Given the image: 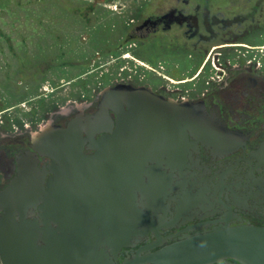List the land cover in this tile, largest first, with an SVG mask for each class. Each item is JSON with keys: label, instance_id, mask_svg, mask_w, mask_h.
Returning <instances> with one entry per match:
<instances>
[{"label": "flooded vegetation", "instance_id": "flooded-vegetation-1", "mask_svg": "<svg viewBox=\"0 0 264 264\" xmlns=\"http://www.w3.org/2000/svg\"><path fill=\"white\" fill-rule=\"evenodd\" d=\"M71 10L112 62L50 59L83 70L76 95L0 116V264H160L185 236L264 226V0Z\"/></svg>", "mask_w": 264, "mask_h": 264}, {"label": "rangeland", "instance_id": "rangeland-1", "mask_svg": "<svg viewBox=\"0 0 264 264\" xmlns=\"http://www.w3.org/2000/svg\"><path fill=\"white\" fill-rule=\"evenodd\" d=\"M79 5L80 0H0V116L22 118L29 125L31 115L26 114L31 108L36 110L38 101L48 107L76 95L81 78L76 77L83 70L63 65V70L55 71L47 67L50 59L55 64V58L64 54L63 64L88 65L87 69L111 64L110 56L95 55V45L107 32L89 29L96 26L94 20L88 28L82 27L80 21L75 22L74 10L68 11ZM37 44L44 54L40 59L34 56Z\"/></svg>", "mask_w": 264, "mask_h": 264}, {"label": "water", "instance_id": "water-1", "mask_svg": "<svg viewBox=\"0 0 264 264\" xmlns=\"http://www.w3.org/2000/svg\"><path fill=\"white\" fill-rule=\"evenodd\" d=\"M71 124L66 130L58 127L56 130L60 132L59 135L69 137V141L76 144L75 136L69 135L68 130L76 127ZM203 130L204 126L201 124L200 132ZM44 136L42 144L48 146L47 133ZM110 139L97 143L113 145L114 142ZM151 257L154 263L160 264H207L222 258H232L241 264H264V226L218 225L211 231L185 236L184 239L163 247Z\"/></svg>", "mask_w": 264, "mask_h": 264}, {"label": "trees", "instance_id": "trees-1", "mask_svg": "<svg viewBox=\"0 0 264 264\" xmlns=\"http://www.w3.org/2000/svg\"><path fill=\"white\" fill-rule=\"evenodd\" d=\"M70 10V9H69ZM39 49H40V52L42 53L43 52V50L41 49V47L39 46Z\"/></svg>", "mask_w": 264, "mask_h": 264}]
</instances>
